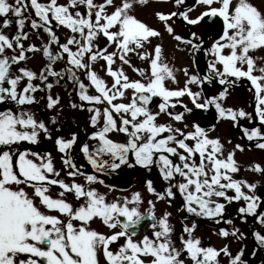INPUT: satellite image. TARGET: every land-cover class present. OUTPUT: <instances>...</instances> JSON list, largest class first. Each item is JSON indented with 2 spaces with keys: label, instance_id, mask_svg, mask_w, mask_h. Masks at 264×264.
Listing matches in <instances>:
<instances>
[{
  "label": "snow or ice",
  "instance_id": "snow-or-ice-1",
  "mask_svg": "<svg viewBox=\"0 0 264 264\" xmlns=\"http://www.w3.org/2000/svg\"><path fill=\"white\" fill-rule=\"evenodd\" d=\"M146 2L0 0V264H99L100 253L106 264H223L221 256L227 258V264H249L243 246L247 234L234 225L233 218L225 217L233 203L238 205L235 216L241 222L247 223L249 218L253 221L254 248L250 255L255 257L264 250L260 181L235 178L240 171L235 151H243L242 146L236 144L226 152L220 139L210 137L200 123H185V114L196 115L193 109L206 113L214 108L217 121H231L244 138L256 140L255 146L264 149V63H256L264 61V56L250 54L264 50V12L250 0H195L192 5L173 0L176 10L157 12L167 33L188 46L193 63L197 52L207 58L206 70L190 74L184 68L183 86L172 88L167 82L178 81L174 69L162 60L161 45L148 51L152 38L161 33L132 14L134 3ZM198 5L205 10L190 16ZM173 17L190 26L199 25L205 18L213 23L219 19L221 24L211 44L206 45L194 31L188 37L175 34L169 23H175ZM13 24V32L4 31ZM26 26L41 39L39 46H25L30 39ZM61 28L70 33L63 39ZM102 38L106 40L103 46L98 43ZM37 52L46 61L39 72L27 67L29 54ZM131 55L146 61L148 68L133 65ZM100 61L111 83L94 70ZM57 62L63 64L59 70L54 67ZM125 65L140 79L130 78ZM242 79L249 82L248 90L253 92L251 112L225 106L231 89ZM61 80L73 85L81 102L71 107L87 108L93 129L88 139L97 141L91 149L88 143L80 146L93 170L89 173L74 160L78 133H70V138L55 137L68 181L61 177L50 152L35 150L42 137L51 140L53 135L45 120L37 119L31 110L39 103L37 92L45 93L40 99L45 100L47 109L58 106L60 96H54L51 90ZM205 85L221 87L207 95ZM185 96L193 107L184 103ZM177 105L183 110L175 111ZM162 114L169 117L167 122H159ZM241 120L250 125L258 121L260 126L245 127ZM49 122L55 124L56 117ZM55 131L59 133L60 129ZM114 132L123 134V140H113L110 134ZM122 166L149 171L155 166L165 187L157 191L154 182L146 180L149 194L171 204L178 193L187 214L231 225L230 230L219 228L216 234L223 239L234 237L242 246L233 253L229 244L219 249L205 245L194 236L197 225L193 221L191 226L183 225L177 247L174 226L169 222L171 214L165 212L157 218L151 199L147 201L149 207L141 212L144 200L140 192L109 201L107 193L92 186L99 183L112 191L114 186L105 184L95 173L115 172ZM248 170L264 174L260 164ZM77 177H83L84 183L77 182ZM53 186L58 188L55 198L50 194ZM96 218L107 228L119 230L105 234L93 229L91 223ZM145 220L150 222L148 231L141 239H134Z\"/></svg>",
  "mask_w": 264,
  "mask_h": 264
},
{
  "label": "flooded vegetation",
  "instance_id": "flooded-vegetation-1",
  "mask_svg": "<svg viewBox=\"0 0 264 264\" xmlns=\"http://www.w3.org/2000/svg\"><path fill=\"white\" fill-rule=\"evenodd\" d=\"M152 1L153 3H155L156 1V3L159 5V8L154 10L151 15L153 24L155 26L154 27L152 25L153 28H155L159 32L162 31L164 35L172 38V36L169 35L165 30L163 23L158 20L155 14L157 12L168 13L176 10L173 0H152ZM185 2L188 5H192L195 3V0H185ZM233 2L235 3V0H233ZM250 2L254 6H256L258 10L264 12V0H250ZM213 6H218V5H213ZM204 10H205V6L198 5L190 13V16L194 17L195 15H198L201 11ZM173 20L175 21V23H172V21H169V23L172 24L175 34L188 37L189 32L194 31L204 39L206 45L211 44L212 39L215 36V32L216 30H218L221 24V21L219 19H217L213 23L208 21L207 18H205V20L201 21V23L196 26L186 25L184 22L177 19L176 17H173ZM172 40L173 43H175V46H173V50L174 53L177 54L176 59L178 61V66L174 68V73L176 76V80L178 81V84H173L171 81H168L167 83L169 87L175 88V87L183 86L185 80V76L183 73L184 68H187L190 74L196 72H203L204 70H206L207 58L204 56L203 52H197L195 54V63H193V56L190 53L188 46L175 41L173 38ZM98 43L102 45L103 40L100 39ZM111 49L112 48H109V50ZM148 51L152 52L149 46H148ZM250 54L253 56H264V50L258 49ZM131 62L133 65H135L138 68H145V69L148 68V66L141 67V64L145 63L146 61L139 60L135 55H131ZM256 63L257 65H260L261 63H264V61L257 60ZM125 71L130 78L140 79V77L136 73H134L131 68H128V70L126 69ZM254 74H258V73H254ZM85 83H87L86 80ZM56 87L57 89L58 87L60 88L59 93L61 94V96H64V98L67 99L68 97L66 98V95L67 96L69 95L70 98L69 101L78 104L76 100V92L74 91L73 85L70 82L66 83L64 80H61L60 84ZM220 87L221 86L219 85H214L212 87L205 85L204 86L205 93L207 95H211L213 93L218 92L220 90ZM248 87H249V82L246 79H242L239 82V86L231 89L230 95L228 96L225 102V106H231L234 108H244L246 111H250V112L253 111L254 104H252V106L250 107V102H252V98H253V92L249 91ZM192 88L194 91L197 90L194 85L192 86ZM51 91L53 94V92H55L56 90L52 89ZM128 95L130 96L131 93L129 92ZM43 96H45V93L43 94ZM72 96L74 98H72ZM183 101L189 107H193L186 96L183 98ZM61 102L63 109L65 108L63 112L64 114L68 113V115L70 116L72 113L73 114L76 113L78 108H74L72 110L68 109L67 105L62 100ZM124 102L127 101L125 100ZM182 110H183L182 107L180 105H177L175 111L179 112ZM193 112L196 114L195 116H193L192 114H185V123H188L189 125H191L193 122L200 123L202 127L206 128V130L208 131V135L210 137L212 138L218 137L220 139L221 143L224 145L226 152L233 150L236 144H240L242 146L243 151L240 150L235 151V159L237 163L240 165V171L237 174H235V178H244L247 179L249 182L260 181L258 192L264 194V174H259L254 171L248 170L249 167L253 164H260L261 167H264V149H259L255 146L257 143L256 140L248 141L246 138H244L242 136L240 128L234 127L231 121L229 120L217 121L214 118L215 117L214 108H210L206 113L200 109H193ZM79 113H81L82 115H79ZM84 113L85 110L78 111L76 116L80 118L81 124H83L82 127L78 126L76 121L73 123L68 121L67 122L68 128H70L69 124H71L74 125L75 129L66 130V123L64 121H60L57 127L55 125L52 126L53 139H51L49 142H46L48 146L46 147L45 150H47L52 154L54 165L57 169L61 170V177H63L64 179H65L66 170L62 168V163L60 160L62 154L57 151L56 146L54 144V139L57 135L64 138H70L69 135L70 133L72 132L78 133L79 140H77V143L73 148L74 160L76 163L78 160L81 159L84 160L85 158L82 152L80 151L81 143H88L90 149L92 146L96 145L97 143V141L95 140L88 139V134L91 133L93 129L91 128L89 123L85 121L83 116ZM158 119L159 122H167L169 120V117L162 114ZM49 121L50 119L47 118L46 122ZM240 123L245 127L260 126L258 121L254 122V125L248 124L246 120H241ZM212 125H215V127L212 128ZM176 126L183 127V124L176 123ZM56 128L60 129L59 133L55 131ZM261 130L264 131V126H261ZM110 137L115 141L123 140V134H117L115 132L111 133ZM229 141H231V143H229ZM79 164L82 165L81 162H79ZM84 165L90 167L89 165H87V163H85ZM83 170L84 171L91 170L93 172L91 167L87 170L86 169ZM95 174H97L100 179H103L105 184L114 186L111 192L114 193L117 197L129 196V193L137 188L146 189V184H145L146 180L153 181L154 187L156 188L157 191H161L165 187V184L160 178L158 170L155 166L151 167L150 171L140 166H134V167L122 166L119 170L115 172L95 173ZM103 188L109 191V188L105 187L104 185L102 189ZM150 197L152 198L151 200H154L155 202L161 204V208L166 209V211L160 212L162 215L155 212L157 218L162 217L165 212L171 214L169 217V222L174 226L173 239L176 241L177 247H180L179 235L183 230V225L191 226L193 221H195L197 225L194 231V236L200 237L205 245H211L219 249L224 244H229L230 249L233 253H235L242 246L241 242L236 241L234 237L230 236L227 239H223L216 234L219 231V228H228L230 230L232 227L231 225H228L223 222L217 224L212 220L206 218H199L187 214L181 207L183 201L178 193L175 196V199L172 200L171 204H169L167 200L157 201L155 195L150 194ZM237 206L238 205L236 203H233L232 205L228 206L225 213V217L233 218L234 225L236 227H239L241 231L247 234V239L243 241V246H246L244 258L249 261V264H264V250L258 251L255 257H252L250 255L254 248V240L251 236V227L253 226V221L251 220V218H249V221L247 223L241 222L235 216V209L237 208ZM185 217H187V219H185ZM92 228L105 234H111L112 232L119 230V229H109L107 227H92ZM145 231H148V225L145 227H140L138 231V235L134 237V239L136 240L141 239L142 236L145 234ZM121 242L122 240L118 241L117 244ZM110 247H115V246H110ZM145 259H149V258H145ZM220 259L222 260L223 264H227L226 257L221 256ZM98 260H99V264H106V261L102 253L98 255Z\"/></svg>",
  "mask_w": 264,
  "mask_h": 264
},
{
  "label": "rangeland",
  "instance_id": "rangeland-1",
  "mask_svg": "<svg viewBox=\"0 0 264 264\" xmlns=\"http://www.w3.org/2000/svg\"><path fill=\"white\" fill-rule=\"evenodd\" d=\"M9 2H12V0H9ZM59 2L65 3L66 0H59ZM115 2L119 3L120 0H115ZM157 8H159V5L156 3V1H155V3H153L152 0H147V2L143 3V4L134 3L133 9H132V14H134L138 19H140L141 21H143L147 25L153 27L154 24H153L151 15H152V12L154 10H156ZM110 10L111 9H109V11ZM81 11H83V8H81ZM14 30H15L14 24L12 26H10L9 28L4 29L5 32H13ZM62 30L65 33V36L70 34L68 32V30H66V29H62ZM25 31H29V34H30V39L24 42L25 46H27L28 43H34L37 46H39L42 43L41 39L38 38L37 34L34 33L33 31H31L30 28H28L27 26L25 28ZM160 33H161V35L159 37L152 38L151 44L149 45V47H150L151 51H153L154 46L156 44H160L161 48H162V60H163V62L167 63L170 67H172L174 69L175 67L178 66V61L176 59L177 54H175L174 50H173V46H175V43H173L172 38L164 35V33L162 31H160ZM40 35L43 36L44 34L40 33ZM102 44H104V43H102ZM112 50L113 49H111L109 51H112ZM29 56H30V59L27 62V67L31 68L34 71L39 72L40 68L43 67V65L46 63L44 57L42 56V54L40 52H37L34 54H29ZM103 63H104L103 61L96 63L94 65V70L97 71L99 73V75H101L106 81L111 83V78L108 77L105 74L104 70L101 68V65ZM117 64H119V61H117ZM143 66H148V63L145 62V63L141 64V67H143ZM54 67L57 70H59L61 68V62H57L54 65ZM124 68H125V70L126 69L128 70L129 67L127 65H125ZM37 83H38V81H37ZM53 89L56 90L53 95L55 96L58 94L60 96V104L58 106H56L55 108H53L51 110L47 109L45 107V100L40 99V97H41L40 92H37L36 96L39 100V103L32 105L31 110L36 113L37 119L43 118L45 120V122L47 121V118L50 119L51 117H56V123L55 124L46 122L47 126L50 125V126H48L50 129H52V126H54V125L57 127V125H59L60 121H64L66 123V130H68V129L74 130L75 129L74 126H71L70 124H69L70 128H68L67 122L70 121L71 123H73L76 121L78 124H79V122L76 120V118L74 116H72V115L69 116L68 113H66V114L63 113L65 108L63 109L61 100L67 105L68 108H71V104H73V102L69 101L70 100L69 95L68 96L66 95V98L68 97L67 99H65L64 96H61V94L59 93V90H60L59 87L57 89V87L55 86ZM66 112H67V110H66ZM85 112L88 113L87 109L85 110ZM87 113H84V115H86V118L89 117V114H87ZM79 130H81V129H79ZM41 139H42V143L39 145V148L35 149V150H40V149L45 150L46 147L48 146L46 142H49L50 140H44L43 138H41ZM25 146L29 147V145H25ZM32 147H34V146H32ZM79 162H81L82 165L87 163L85 159L84 160L81 159V160L77 161L78 166L80 165ZM89 168L90 167L84 165V169L87 170ZM87 171L89 173L92 172L91 170H87ZM69 179L70 178H68L65 174V180L68 181ZM76 179H77V182H80V183L83 182L84 183L83 177H77ZM92 186L97 188V190L100 192L107 193L108 194L107 199L109 201H111L112 199L117 197L111 191L109 192L104 188L102 189L103 185L101 187V184L96 183V184H93ZM27 190L29 191V193H31V191H32L31 189H27ZM57 192H58V188L56 186H53V188L50 189V194L54 198L57 196ZM133 192H140L142 194V198L144 200V203H142L140 205V210H141V212H145V210L149 207V205L147 204V201L149 199H152L150 197V194L147 192V190L145 188H143V189L137 188V189L132 190L129 193V196ZM69 199H71V197H69ZM152 201L155 203V212L156 213L161 214L160 212L166 211V209L161 208V204L155 202L154 200H152ZM53 214H55V213H53ZM97 220H99V221H97ZM91 227H107V226L103 225L102 221L100 219L96 218V220L94 219L93 222L91 223Z\"/></svg>",
  "mask_w": 264,
  "mask_h": 264
},
{
  "label": "water",
  "instance_id": "water-1",
  "mask_svg": "<svg viewBox=\"0 0 264 264\" xmlns=\"http://www.w3.org/2000/svg\"><path fill=\"white\" fill-rule=\"evenodd\" d=\"M62 39H63V37H62ZM148 223H149V221L145 220V221H143V222L141 223V225H140L139 227H144V226H146Z\"/></svg>",
  "mask_w": 264,
  "mask_h": 264
}]
</instances>
